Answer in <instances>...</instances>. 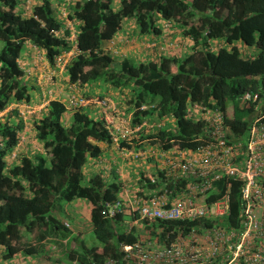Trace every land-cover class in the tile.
I'll list each match as a JSON object with an SVG mask.
<instances>
[{
    "label": "trees",
    "instance_id": "16d2710c",
    "mask_svg": "<svg viewBox=\"0 0 264 264\" xmlns=\"http://www.w3.org/2000/svg\"><path fill=\"white\" fill-rule=\"evenodd\" d=\"M117 2L114 6V0H71L67 15L74 25L77 52L64 66L67 80L83 84L102 78L115 86L131 83V126L151 116L171 114L174 118V130L147 134L159 135L161 148L194 144L192 137L200 130V122L186 116L190 99L205 104L212 100L223 109L230 102L226 122L235 136H242L252 112L250 107L239 106L236 96L243 90H255L264 80V0ZM53 9L50 0H0V111L11 101H28V87L17 60L25 41L41 49L50 64L55 55L71 47L73 41L65 37L69 30ZM122 18H133L140 32L155 31L158 19L172 20L192 46L181 56L160 54L144 61L123 57L117 67L112 66V57L101 45L119 29ZM242 45L253 46V54H244ZM141 102L153 105L139 109ZM83 107L67 108L59 98L48 99L29 119L39 148L25 151L20 147L24 120L17 107L0 113V246L4 258L19 251L36 252L46 236L65 235L68 228L54 210L62 209L60 201L77 198L89 202L88 220L100 246L79 242L77 249L64 248L69 259L101 260L116 254L118 241L134 240L132 232L115 230L103 213V203L116 198L120 183L105 181L100 172L86 178L83 173L89 158L101 156V145L113 143L101 114L91 115ZM118 143L123 145L125 140L120 137ZM237 189L236 184L230 187V213L236 209ZM24 232L37 241H20ZM59 238L52 242L55 247Z\"/></svg>",
    "mask_w": 264,
    "mask_h": 264
},
{
    "label": "built area",
    "instance_id": "2783aa9c",
    "mask_svg": "<svg viewBox=\"0 0 264 264\" xmlns=\"http://www.w3.org/2000/svg\"><path fill=\"white\" fill-rule=\"evenodd\" d=\"M69 1H61L63 17ZM37 52L38 59L41 53L38 49ZM76 52L73 41L69 49L56 55V65L63 67ZM236 100L252 112L240 137L233 134L225 119L230 113V102L223 109L212 100L205 104L190 99L186 116L200 122L192 146L172 144L161 148L150 142L139 147L136 143L154 137L160 141L159 135L147 136L148 133L174 130L173 116L166 114L172 127H166L165 115L153 121L144 118L131 126V112L126 118L118 115L108 97L90 98L76 90L71 92L66 99L67 108L96 102L120 154L135 160L144 158L141 168H137V185L122 186L120 195L103 203V213L112 220L113 227L132 232L134 240L118 241L116 254L101 260L74 258L71 262L264 264V80L255 90L241 91ZM10 104L18 107L22 118L32 109L25 102ZM152 105L142 102L138 108ZM120 137L125 140L123 145L118 143ZM151 166H155V173L144 174V168ZM233 184L238 188L237 204L230 213Z\"/></svg>",
    "mask_w": 264,
    "mask_h": 264
},
{
    "label": "crops",
    "instance_id": "0c3cea01",
    "mask_svg": "<svg viewBox=\"0 0 264 264\" xmlns=\"http://www.w3.org/2000/svg\"><path fill=\"white\" fill-rule=\"evenodd\" d=\"M38 2L39 0H33V3ZM50 3L52 9H55L58 1L50 0ZM154 29L155 31L151 32H140L133 18H122L119 29L111 38L103 40L101 45L112 57V66L117 67L123 57H131L136 61H144L146 59H157L160 54L181 56L183 53L190 50L192 41L186 35H183L181 29L177 27L172 20L158 19ZM169 40L172 42L170 45L167 44ZM40 51L42 50L40 49ZM241 51L251 56L254 52V48L253 46L242 45ZM39 57V59L36 58V51L32 44L29 41H25L17 59L23 70L21 78L28 87L29 97L26 102L32 105L31 111L23 117L24 126L20 145L22 149L39 148L38 145L33 143L35 139L33 138V130L30 124V115L41 110L50 98H59L65 102L66 95L70 90L75 88L86 96L88 95L90 98L99 96L108 97L118 115L125 118L128 117L129 113L132 111L133 91L131 83L115 86L110 84L108 79L104 80L102 78H97L96 80H92L89 88H87V82L78 84L76 87H71L73 83L67 80L64 67L56 65V63L50 64L46 59L42 60L43 57H41V55H39ZM172 68H174L173 65ZM19 105H21V103ZM10 106L12 105L10 104L8 107ZM83 106L91 115H99L101 113L99 105L94 101H89L83 104ZM26 116L27 119L25 120ZM150 120L153 121L155 119L151 116ZM164 121L166 122L167 120L164 119ZM101 146L103 149L101 156L97 159L89 158L84 164L83 173L85 178L93 172H100L105 181L116 180L120 183L119 195L124 190L122 186L127 188L134 187L132 183H134L137 175V165L142 164L144 158L140 157L139 159L137 158V160L129 158V161L125 162L120 154V149L113 143H103ZM133 161L134 164L132 163ZM137 161L139 163H137ZM66 203H68V206H76L75 203H79L88 205L89 207V202L81 198L73 199ZM58 219L60 220V218ZM75 223L77 227L71 226V229H67V233H64L65 235H50L44 237L42 239L43 245L39 247L36 252L22 253L19 251L9 258H4L0 246V264H59V259H54L52 255L63 252L64 248L77 249L76 243L79 241V232L81 228L83 229L84 226L91 227L89 220L88 223L81 224L78 219ZM55 238H59V243H55L57 246L53 251L49 249L48 245L53 241L57 242ZM64 239L66 243L62 244L60 240ZM20 241L34 243L37 240L28 237L27 233L24 232Z\"/></svg>",
    "mask_w": 264,
    "mask_h": 264
},
{
    "label": "rangeland",
    "instance_id": "374dc122",
    "mask_svg": "<svg viewBox=\"0 0 264 264\" xmlns=\"http://www.w3.org/2000/svg\"><path fill=\"white\" fill-rule=\"evenodd\" d=\"M53 4H55V3H53ZM117 4H118L117 0H114V6H116ZM53 12H54V15H55L54 9H53ZM22 48H21V50H22ZM42 60H45V58L43 57ZM91 82H92V80L87 81V84H86L88 86L87 88H89ZM26 118H27V116H26ZM165 119L167 120L165 122L166 123V127H170V126L172 127V125L170 123L171 119L167 118V116L165 117ZM152 140H153V142H151L149 139L147 141H143V144H146V143L150 144V142H151V143H154L155 147L159 146V141H157L158 140L157 137H154V139H152ZM33 143L38 145L36 142H33ZM38 147H39V145H38ZM23 150L25 151V149H23ZM122 158H123V160L125 162L129 161V157L125 158V157L122 156ZM132 163L134 164V161ZM137 163H139V162L137 161ZM137 166L139 168H141L140 164H138ZM144 170H145L144 174L152 175V174L155 173L156 168H155V166H151L148 169L144 168ZM60 202H61V205H62V209H59L57 211L54 210V214L58 218H60L61 220H65L68 223L70 229H71V226L72 227H77V224L75 223V221H77L78 219L81 222V224L88 223V209H89L88 205L75 203L76 206H74V205H69L68 206V203H66V201H60ZM79 242H82L85 246H91V245H96L98 247L100 246V243L95 238L90 226H84L83 229L81 228V230L79 232V241L76 243V248L78 247V243ZM52 257L54 259L58 258L59 259V264H73L69 260V258L66 256V254H64L63 252H61V253L58 252L56 254H53Z\"/></svg>",
    "mask_w": 264,
    "mask_h": 264
},
{
    "label": "clouds",
    "instance_id": "9594fccd",
    "mask_svg": "<svg viewBox=\"0 0 264 264\" xmlns=\"http://www.w3.org/2000/svg\"><path fill=\"white\" fill-rule=\"evenodd\" d=\"M61 1L62 0H60L59 2H58V4L56 5V8L54 9V11H55V16H58V17H60L61 19L60 20H62V21H64L63 22V25H65L68 29H69V33L65 36L68 40H71V41H74V27H73V24H72V21L70 20V18L68 17V15H67V12H68V10L70 9V5H71V0L69 1V4H67V8H65L66 9V16L65 17H63V16H60L61 14H60V8H61ZM74 2V0H72V3ZM53 14H54V12H53ZM67 22V23H66ZM70 25V26H69ZM73 37V38H72ZM76 48V47H75ZM35 49V51H36V54L38 53L37 52V49L36 48H34ZM39 52L41 53L40 55H41V57H44V54H43V51H40L39 50ZM61 53V52H60ZM60 53H58V54H60ZM57 54V55H58ZM249 56V55H248ZM55 57H56V55L54 56V60H53V63L55 64ZM40 58V57H39ZM38 58V59H39ZM45 58V57H44ZM69 61V60H68ZM67 61V62H68ZM66 62V63H67ZM65 63V64H66ZM65 64H64V66H65ZM63 66V67H64ZM65 70V69H64ZM74 82H77V81H74ZM71 83H73V82H71ZM78 84H80V83H78L77 82V84H76V86L78 85ZM76 86H74V87H76ZM71 87H73V86H71ZM75 90L79 93V94H82L83 96H86L84 93H82V92H80L77 88H75V89H73V90H70V92L66 95V99H67V96L71 93V92H75ZM86 97H89L88 95L86 96ZM62 100V99H61ZM22 102H25V103H28V102H26V101H11V102H9L8 104H7V106L5 107V109H7V108H10V107H14L13 105L12 106H10V107H8L9 105H10V103H22ZM63 102H64V100H63ZM65 103V106H66V101L64 102ZM142 103V102H141ZM143 103H146V102H143ZM28 104H30V103H28ZM148 104V103H147ZM150 104H152V103H150ZM31 105V104H30ZM32 106V105H31ZM81 106H83V105H81ZM15 107H17V106H15ZM5 109H3V111L5 110ZM17 109H18V107H17ZM133 109V108H132ZM3 111H0V113L1 112H3ZM27 118H25V120H26ZM24 120V119H23ZM152 139H154V138H151V139H149L151 142H153V140ZM144 145L145 144H143V142H141V143H137V146H139V147H144ZM132 184H134V186H136L137 184H136V180H134V183H132ZM130 185H131V183H130ZM119 189H120V187H119ZM119 191V190H118ZM118 194V193H117ZM61 220V219H60ZM62 221V223L64 224L66 221L65 220H61ZM67 223V222H66ZM65 225V224H64ZM68 229H70L69 228V225H68V223H67V225H65ZM120 227L119 226H116L114 229L115 230H117V229H119ZM60 242L62 243V244H65L66 243V240L64 239V240H60ZM51 245H53V247H51ZM56 247L54 246V244H50L49 245V249H55ZM79 248V247H78ZM74 258H77V257H74ZM70 261H72L73 259H69Z\"/></svg>",
    "mask_w": 264,
    "mask_h": 264
}]
</instances>
